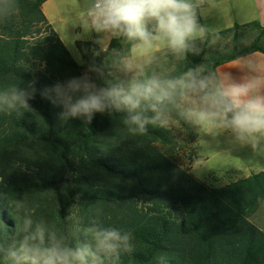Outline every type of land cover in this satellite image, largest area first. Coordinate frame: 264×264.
<instances>
[{"label": "trees", "instance_id": "trees-1", "mask_svg": "<svg viewBox=\"0 0 264 264\" xmlns=\"http://www.w3.org/2000/svg\"><path fill=\"white\" fill-rule=\"evenodd\" d=\"M45 1L0 0V264H33L19 250L25 237L41 250L87 249L89 264L90 253L102 264H264V230L250 221L264 206V171L208 186L177 163L162 125L164 118L187 125L178 112L187 93L215 99L217 66L264 54V27L235 24L189 39L182 53H156L134 83L156 81L157 94L168 95L88 122L65 119L45 89L84 75L98 87L130 88L124 62L138 41L120 34L104 50L76 41L78 64L43 14ZM190 71L205 88L187 87ZM13 88L35 89L27 107L11 99ZM137 114L159 119L140 132L125 122ZM111 229L131 233L132 251L121 247L118 258L96 251L95 233Z\"/></svg>", "mask_w": 264, "mask_h": 264}, {"label": "clouds", "instance_id": "clouds-1", "mask_svg": "<svg viewBox=\"0 0 264 264\" xmlns=\"http://www.w3.org/2000/svg\"><path fill=\"white\" fill-rule=\"evenodd\" d=\"M88 15L97 31L122 34L146 47H150L154 40L165 41L176 53L188 49V41L197 30L194 8L190 0H94ZM149 25H153L152 30H149ZM200 31L203 32V29ZM237 63L248 75L234 80L230 73L224 74L223 82L211 104L213 115L221 117L241 138L245 135L264 134V69L255 61L245 60ZM186 75L191 78L187 87H206L205 80L197 81L191 71ZM168 86L175 85L169 82ZM157 89H160V85L153 80L136 82L128 89L120 86L98 87L88 75H84L65 84L57 83L53 89H45L44 95L47 96L50 91L56 93L57 100L54 102L58 101L63 105L65 111L62 115L65 119L79 117L90 122L94 113H104L113 108L132 112L149 99L163 100L168 93L161 89V94H157ZM34 92V88H13L11 99L27 107ZM78 93L82 95H77ZM201 115L203 118V114ZM157 119L159 116L151 120L142 119L137 114L125 122L138 125V130L143 132L145 124L155 123ZM130 238L131 233L122 235L115 229L98 231L95 233L96 251L118 258L121 247L124 251H132ZM19 250L25 256H31L33 264H36L37 260L42 264H73L74 261L89 264L86 258L89 254L87 249L72 250L54 246L41 250L30 245L28 237L20 243ZM90 254L91 264H102L99 256ZM10 255L16 256V252H11Z\"/></svg>", "mask_w": 264, "mask_h": 264}, {"label": "rangeland", "instance_id": "rangeland-1", "mask_svg": "<svg viewBox=\"0 0 264 264\" xmlns=\"http://www.w3.org/2000/svg\"><path fill=\"white\" fill-rule=\"evenodd\" d=\"M67 2L84 7L85 1L61 0L59 6L66 9L69 7ZM67 16L80 17L79 13L70 14V12ZM82 18H84L83 15ZM140 51V48H136L133 57L138 56ZM155 54L147 59V64L144 66H136L135 61L128 58V61L125 60L124 68L131 83H134L136 76L154 60ZM70 55L76 63L81 64V58L76 49H73ZM212 101L200 93H187L178 104V112L187 125L182 126L169 118H164L162 125L173 136L177 163L202 183L211 187H221L245 175L242 167L246 160L251 159L252 154L250 148L236 149L235 146L239 145L241 137L227 126L221 117L213 115ZM244 137L247 142H252L257 138H264V134ZM250 221L264 230V206L250 217Z\"/></svg>", "mask_w": 264, "mask_h": 264}, {"label": "crops", "instance_id": "crops-1", "mask_svg": "<svg viewBox=\"0 0 264 264\" xmlns=\"http://www.w3.org/2000/svg\"><path fill=\"white\" fill-rule=\"evenodd\" d=\"M59 1L61 0H46L41 6V10L69 54L73 49H76V41H95L99 48L104 50L112 39L120 36V34L111 32L97 31L94 28L93 21L88 15L94 0H82L86 2V4L84 2V7L67 2L69 7L66 9L61 5L59 6ZM190 2L193 4L197 21V30L190 39L198 38L204 32L215 33L228 29L235 24L244 25L258 22L260 26L264 27V0H190ZM69 12L70 14L79 13L80 17L70 18L67 16ZM82 15L84 18H82ZM200 29H203V32ZM136 48H140L141 53L133 57ZM166 48H169L167 43L161 40H154L150 47L140 46L138 42L130 48L128 59L135 61L134 64L136 66H144L152 54ZM245 60L255 61L264 69V54L260 52H254L239 59L223 63L215 69L219 87L223 82L225 73H230L234 80H240L248 75L237 63ZM235 147L242 150L250 148L252 154L251 159L246 160L242 167L245 175L241 178L249 176L250 173L264 171V138H257L255 141L247 142L245 137H243L239 145Z\"/></svg>", "mask_w": 264, "mask_h": 264}]
</instances>
